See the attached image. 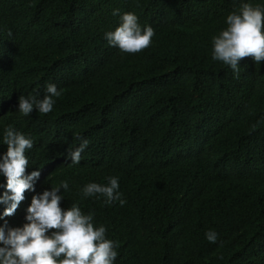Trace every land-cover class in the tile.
Instances as JSON below:
<instances>
[{"label":"trees","instance_id":"1","mask_svg":"<svg viewBox=\"0 0 264 264\" xmlns=\"http://www.w3.org/2000/svg\"><path fill=\"white\" fill-rule=\"evenodd\" d=\"M240 2L0 0V138L9 125L30 137L25 172L40 171L7 225L26 223L32 195L64 179L59 206L93 213L119 244L115 264H264V59L241 58L238 77L211 59ZM113 9L152 27L147 48L108 46ZM49 83L61 92L51 112H16ZM78 137L89 143L73 165ZM109 176L124 206L82 198Z\"/></svg>","mask_w":264,"mask_h":264},{"label":"clouds","instance_id":"2","mask_svg":"<svg viewBox=\"0 0 264 264\" xmlns=\"http://www.w3.org/2000/svg\"><path fill=\"white\" fill-rule=\"evenodd\" d=\"M112 14H119V24L114 30L104 32L108 46L124 53H138L149 46L154 35L151 26L142 27L132 12L120 13L113 9ZM224 24L226 26L211 38V59L222 62L238 77L241 58L251 56L256 64L264 59V6L241 0L238 7L225 16ZM60 95L55 84L49 83L42 99L20 96L16 112L29 116L35 109L48 114L55 103L53 98ZM78 139L79 145L67 153L73 165L79 164L81 153L89 143L87 139ZM0 144L7 146L6 151L0 153V177L5 179L4 191L0 192V205L4 206L0 220H4L15 213L25 198V190H33L40 171L25 172L28 166L25 152L33 147L30 137L9 125L3 129ZM106 180L107 183L85 184L79 189L82 198L103 197L105 204L118 202L124 206L126 200L119 191L117 177L109 176ZM60 189L69 190L67 180L62 179L51 185L50 190L33 194L26 208V223L22 226L9 227L6 220L0 224V264H115L119 244L107 238L103 224H94L92 212H82L76 203L62 209L59 202L64 198ZM204 238L216 243L218 237L215 231L206 230Z\"/></svg>","mask_w":264,"mask_h":264}]
</instances>
